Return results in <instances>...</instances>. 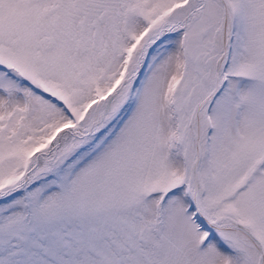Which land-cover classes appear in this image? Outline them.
Returning a JSON list of instances; mask_svg holds the SVG:
<instances>
[{"label": "snow or ice", "instance_id": "1", "mask_svg": "<svg viewBox=\"0 0 264 264\" xmlns=\"http://www.w3.org/2000/svg\"><path fill=\"white\" fill-rule=\"evenodd\" d=\"M0 264H264V0H0Z\"/></svg>", "mask_w": 264, "mask_h": 264}]
</instances>
